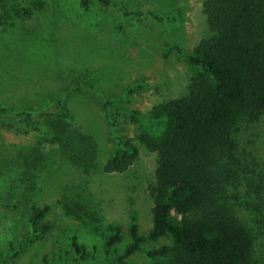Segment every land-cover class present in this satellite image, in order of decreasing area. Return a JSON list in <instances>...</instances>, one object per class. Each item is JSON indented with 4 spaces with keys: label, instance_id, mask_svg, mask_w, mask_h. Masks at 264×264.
Returning <instances> with one entry per match:
<instances>
[{
    "label": "rangeland",
    "instance_id": "374dc122",
    "mask_svg": "<svg viewBox=\"0 0 264 264\" xmlns=\"http://www.w3.org/2000/svg\"><path fill=\"white\" fill-rule=\"evenodd\" d=\"M204 1L115 0L108 7L91 3L89 9L82 0H26L25 7L24 0L4 1L0 63L9 72L7 80L19 71L24 75L17 85L6 83L0 90V103H41L48 93L87 81L94 93H73L69 107L76 126L97 140L99 166L114 147V130L131 137L139 155L121 174H107L100 168L84 172L67 162L43 172L39 188L19 199L16 209L0 206V264H66L76 256L73 236L87 246L88 264L102 263L107 257L104 234L110 224L120 225L123 234L112 252H123L131 241L129 224L134 216L142 233L151 228L153 202L148 189L155 182L158 155L138 139L148 133V127L124 115L112 126L100 95L115 107L138 111L146 118L154 117L156 105L185 95L198 71L186 55L210 35ZM42 137L39 131L18 133L0 127V152ZM236 140L248 171L242 173L243 188H229L228 196L233 211L255 230V257L264 264V208L253 189L244 191L257 183L252 171L264 176V115L247 131L240 130ZM45 146L53 150L48 143ZM54 158L58 160L56 153ZM65 201L84 202L90 212L82 219L72 216L65 210ZM45 205L50 206L45 220L51 229L33 238V207ZM170 242L169 238L145 242L127 262L151 264L145 250Z\"/></svg>",
    "mask_w": 264,
    "mask_h": 264
},
{
    "label": "trees",
    "instance_id": "16d2710c",
    "mask_svg": "<svg viewBox=\"0 0 264 264\" xmlns=\"http://www.w3.org/2000/svg\"><path fill=\"white\" fill-rule=\"evenodd\" d=\"M4 1L0 0V28ZM114 2L82 0V6L89 9L96 3L108 7ZM25 4L26 0L23 7ZM203 13L210 35L186 55L198 71L185 95L156 105L153 118L115 107L100 95L112 126L116 127L117 117L122 115L145 122L148 133L138 139L157 153L158 160L155 182L148 189L153 202L151 228L142 233L134 216L129 224L131 241L123 252H112L123 241V234L120 225L110 224L104 234L107 257L97 264H130L127 259L141 250L143 243L162 238L171 242L145 250L151 264H259L255 230L233 211L228 195L231 187L236 191L243 188L242 173L248 171L244 153L236 144L238 132L247 131L264 115V0H205ZM5 73L9 74L0 63V90L17 85L24 75L10 73L7 80ZM81 91L94 93L84 81L48 93L41 103H0L1 128L43 135L37 142L5 147L0 152V206L16 209L19 199L39 188L43 172L58 162L84 172L100 168L107 174H121L138 158L133 139L114 130V147L99 166L97 140L76 126L69 107L70 95ZM46 143L52 151H47ZM244 152L247 154L246 149ZM252 175L258 178L257 183L244 191L253 189L264 208V176L258 171ZM49 210L48 205L33 207V238L50 231L51 224L45 220ZM65 210L80 219L90 212L80 201H65ZM71 245L76 256L66 264H88L87 246L77 236L71 238Z\"/></svg>",
    "mask_w": 264,
    "mask_h": 264
}]
</instances>
